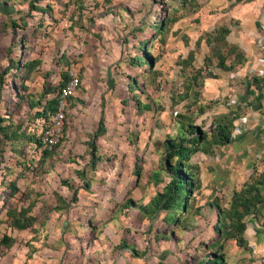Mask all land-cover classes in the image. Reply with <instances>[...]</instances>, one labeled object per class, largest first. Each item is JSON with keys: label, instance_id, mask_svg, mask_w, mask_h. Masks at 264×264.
<instances>
[{"label": "crops", "instance_id": "1", "mask_svg": "<svg viewBox=\"0 0 264 264\" xmlns=\"http://www.w3.org/2000/svg\"><path fill=\"white\" fill-rule=\"evenodd\" d=\"M170 1H173V4L166 6L165 15L168 19L164 29L152 40L153 44L156 42L163 51L157 58L148 52L151 57L150 64L155 62L158 65L156 68L162 71L169 69L172 64L175 68H181L183 65L186 69L193 70L194 74H202L200 67L203 66L204 52L207 50L203 33L214 26L222 28L219 34L225 32L224 40L227 45L224 47L227 49L226 56H220L218 59L222 61L229 57L228 60L232 59V62L228 65L238 66L228 71L225 64L221 68H213L211 73L202 75L200 84L195 87L196 98L192 97V101H197L200 106L206 100L216 99V103L205 112V116L209 123L223 117H231L229 142L216 148L211 146L198 149L189 157L186 167L196 179V184L189 192L188 211L181 215L177 223H165V211H160L156 217L148 219L138 207L149 204L155 193L162 191L169 174L161 163L162 147L150 154V148L146 145L152 146L158 127L168 126L172 120L174 122L177 110L163 112L159 119H154L150 110L152 104L139 100L135 94L138 90L136 78L147 76L152 65L147 66L149 70L145 67L140 69L133 62L134 57L124 59L125 67L133 75H125L126 91L118 102L133 103L140 114L143 112L141 109L146 107L147 116L142 119H130L137 129L131 133L130 130L126 132L124 138L130 142L120 151V158L116 156L107 163L106 156L98 151V140L117 138V132L107 129L108 119H105L100 96V110L97 119H90V129H79L77 121L81 119H64L60 141L52 150L44 152L39 164L37 160V168L31 169L27 166L31 159H37L34 146H21V155L26 162L25 165H18L20 170L18 169L10 180L12 192L1 204L0 216V224L4 227L16 233L28 234V239L23 241V258L17 262L205 264V260L211 257L215 236L213 225L216 218L211 203L216 200L221 202V197H224V202L227 203L231 192L238 190L246 181L254 159L260 157L261 161L263 157L264 160V85L261 84L264 78V61L259 59L255 46L258 26L264 21V14L260 11V4L264 0H198L200 4L194 10L189 9L188 3L191 1L184 5H177L174 3L176 0ZM83 2L88 6L84 5L80 10L85 20L80 32L85 36L80 39V43L84 45V49H87L88 45L95 46L96 59L87 51L71 63L70 68L76 69L79 85L73 96L65 99L66 115L85 106L86 98L92 91L88 84L83 83L82 77L90 79L95 75L91 61L101 63L105 60L106 48L97 46L109 44L110 46L106 47L110 49L107 54L111 55L110 60L119 59V43L114 30L117 33L121 29L123 32L129 31L128 41L141 38L140 29L148 28L150 24L143 22L142 17L153 10L150 4L154 0H148L149 5H141L145 0ZM136 2L140 5L137 6ZM87 31L89 32L86 33ZM184 39H188L190 49L193 48L191 42L196 46V50L194 48L193 51H188L186 60L182 57ZM49 74V71L38 68L37 64L25 74L26 78L20 81L21 92L25 96L23 99L19 98L20 101L15 106L17 110H20L22 105L29 112L37 108L36 99L43 89L42 83L45 81L48 87L50 86L47 89L54 86L48 80ZM35 77L40 80L36 92L30 90L29 85ZM193 86L192 83L190 92ZM50 91L46 98L52 96L53 92ZM184 96L183 94L178 99L179 106L186 102L187 96ZM200 107L203 108L202 105ZM15 112H12L10 119L0 121L1 124H9V127L4 129L6 134L17 125L23 129V119H13ZM100 116L103 130L98 129ZM94 133L98 135L93 136ZM130 134L133 135L131 140L128 138ZM91 139L94 140V155L97 157L92 166L89 164L87 147ZM7 144L13 154L15 151L12 147L16 145ZM0 148H3L2 145ZM3 153V150H0V159L3 158ZM136 155L140 157V164L137 163ZM263 170L264 163L260 162L256 173ZM18 180L28 181L20 189ZM72 189H75L74 200ZM48 193L51 197L49 199L45 197ZM128 200L130 202H127ZM91 203L94 205L93 217L85 211L86 206ZM244 223L243 245H236L234 240L223 243L224 264H264V201L254 214L244 217ZM48 224L53 229V239L47 241L43 238V241H40L39 230ZM4 236L9 237L11 242L7 244L3 240ZM15 241L14 235L6 232L0 235V259L7 254ZM88 253L91 254L89 259Z\"/></svg>", "mask_w": 264, "mask_h": 264}, {"label": "rangeland", "instance_id": "2", "mask_svg": "<svg viewBox=\"0 0 264 264\" xmlns=\"http://www.w3.org/2000/svg\"><path fill=\"white\" fill-rule=\"evenodd\" d=\"M189 1H191V3H188ZM186 2L189 4V9L193 8L192 10L196 9L200 4V1L198 0H187L183 2V5L186 4ZM0 3L3 4L0 5V75L3 74V84L5 83L1 86L0 90V117L5 119L6 113L9 109L10 112H15V110L18 109L15 106L20 101L19 93H21V90L19 88L18 92L15 87L16 85H19V80L16 78L13 80L12 77L14 75L15 77H18L20 76V73L23 74V69H27L26 64L30 66L29 64L33 63L34 65V60H36L38 68L50 72L48 80L51 84L56 86L60 79V75L58 74L66 72V69L71 67V63L76 57L83 55L87 51L90 56L95 57V46L88 45L87 50L84 49V45L80 43V39L85 36L80 34L85 23L83 14L80 10L84 5H87L83 0H6V2L5 0H0ZM143 3L149 5L148 0L141 2V5H143ZM153 3L150 4L151 9L153 8V10L142 17L143 22L151 23L157 21L156 17L158 14L162 15L164 12L163 7H165V5L167 6V4L168 6L169 4H173V1L154 0ZM174 3L180 5L179 0L174 1ZM136 5L139 6L140 3L136 2ZM12 22L13 24H11ZM220 29L222 28H216V26H214L203 33L204 44L207 50L204 52V67H200V70L203 72L202 74L199 72L194 74L193 70L190 71V69H186L183 65H181V68L178 66L175 68L174 64H172L169 69L162 71L161 69L156 68L158 65L154 62L150 64L152 66L150 67L151 69L147 76H142L140 78L133 76L137 80L136 85L138 90L135 91V94L139 100L147 101L152 104L150 107L152 112H150L154 116V119H159V115L163 112H173L174 110H177V113L183 114L187 117L183 120L184 124L191 122L200 131H204L207 135L210 134L209 127L212 121L210 120L211 122H208L205 112L216 103V99L206 100V102L201 104L203 107L201 108V105L198 106L196 103L197 101H192V97L196 98L195 87H197L199 81H201L202 75L211 73L213 68H221L217 63L218 58H220V56H226L225 52L227 48L226 46L224 47V45H227L224 40L225 32L219 34ZM88 32L89 31L86 33ZM114 33L116 34L119 43L120 58H113L115 60H110L111 55H107L110 50L107 49V47L110 46L109 44L106 45L107 47L104 44L97 46V48H100V46L106 48V57L104 62L102 61L101 63L90 60L95 75L91 76L90 79L85 76L82 77L83 83L88 84V88L92 89L89 97L86 98L85 106L75 109V112L68 111L69 113L64 115L65 119H81L77 121L80 130L90 129V119H97L100 110V102H98V96H100L103 103L102 109L105 113V119H108L107 129L108 131L117 132V138L115 137L114 139H111L107 136L109 138L98 140V151L101 153L103 152L102 155L108 158L106 161L107 163H110L116 156L120 158V151L125 149L127 144H129L128 142H130H127L124 138L126 132L130 130L131 133L137 129L134 128L135 125H133L134 123H132L130 119H142L143 116H147L145 114L146 107L144 108L145 110L141 109L143 112L140 114V112L134 107L133 103L118 102V99H121L126 91L125 83L127 77H125V75H133L125 67L124 59L127 60L130 57H140V69H143L144 67L147 69L146 66L148 64H146V61L144 60L145 51H143V48L141 49V47L144 46V49H146L147 52H150L154 58H157V56L161 54V51H163V49L160 48V45L156 42L153 44L154 41L152 40L157 37L155 28L153 27L146 28L141 38H138L136 41H128L130 36L129 31L123 32L121 29L119 30V33L114 30ZM153 34L154 37H152ZM184 35L187 36L185 33ZM145 40V45H143L142 43ZM187 40L188 39H184L183 60L188 59L187 54L189 50L193 51L194 48L196 50V46L193 42H191L193 48L190 49V44ZM91 50L93 52H91ZM98 51H100V49ZM60 59H62V62ZM228 59L224 58V60H222V65L227 64L225 65L228 68L227 70L232 71L238 65H228L229 62H232V59ZM5 69L7 70L6 73L4 72ZM75 70H73V72L76 73ZM193 75L195 76V85L191 88V92L189 91L186 102L184 101L182 105L179 106L177 103L178 99L183 96L185 85L187 81H190ZM251 77L252 76L250 75L249 78ZM39 82V77L33 78L29 83L30 90L36 92L39 89ZM261 84L264 85V78L262 79ZM32 111L34 112L35 109ZM32 111L29 112V110L22 105L20 110H17L15 112L16 114L13 115V119L15 121L23 119L24 125L34 126L35 132L37 133L38 126L36 125L35 120L33 121L31 120L32 118H30L33 114ZM115 119L122 120L116 121ZM175 119H178L177 115H175L174 122L172 120L168 126L163 125L162 127H158L154 136L155 140L152 143L153 147H150L149 144L146 145L147 148H150V154L153 153V150L156 151L162 147V142L167 136H176L177 133L182 130ZM193 134H195V131ZM128 138L130 140L133 139V135L130 134ZM3 145V148H0V150H3L4 152L3 158L0 159V216L2 214V199H4L5 191H9L7 183L10 182L14 177L15 172L19 169L15 163V153L12 154L10 152L9 144ZM213 147L216 148L220 146ZM122 158L123 157L121 156V159ZM262 158L261 161L259 160L260 157L254 159V163L250 168V173L257 174L256 169L260 165V162L264 163ZM136 160H138L137 163L139 162L140 164L139 155H136ZM77 165L79 166L80 164ZM4 168L10 169V172ZM27 181L28 180L17 181L20 189L24 187ZM47 185L48 183L45 185L46 188ZM182 186L184 187V183H182ZM183 194L184 192H182V195ZM45 197L48 199L51 198L49 193L45 194ZM224 200L226 201L224 197H221V202L219 203L225 205ZM93 207L94 205L91 203L85 208V211L88 212L90 216L92 215L91 217H93L94 213ZM177 208L179 209V203L172 211V216L174 218L178 212ZM52 230L53 229L50 228L48 224L47 227L39 230L38 239L43 241V238H46L47 241H51L53 239ZM3 232L14 235L16 241L7 254L0 259V264H21L17 261H21L23 258V241L28 239V234L26 232L16 233L4 227L3 224H0V235ZM88 236L86 238H88ZM90 255L91 254L88 253V259ZM48 259H50V257H48Z\"/></svg>", "mask_w": 264, "mask_h": 264}, {"label": "trees", "instance_id": "3", "mask_svg": "<svg viewBox=\"0 0 264 264\" xmlns=\"http://www.w3.org/2000/svg\"><path fill=\"white\" fill-rule=\"evenodd\" d=\"M185 1L187 0H179L180 5H183V2ZM3 4L0 3V5ZM165 9H166V5L165 7H163L164 12L162 13V15L158 14V16L156 17L157 21H153L148 25V28H152V27L155 28V33L157 35L162 32L165 23L168 19L167 16L165 15ZM11 24H13V22ZM145 29H146L145 27H142L140 29L141 31L140 34L143 35ZM152 37H154V34L152 35ZM145 42L146 40L142 44L145 45ZM142 48L143 51H145L144 60L146 61V64H148L147 66H149L151 57L148 54L147 50L144 49V46L141 47V49ZM60 60L62 62V59ZM133 62H135L137 66H140L141 58L134 57ZM217 63L219 64L218 66L220 67L222 66V61L220 59H218ZM35 64H37L36 60H34V65L33 63L29 64L30 66L26 64L27 69L26 68L23 69V74L20 73V76L15 77L14 75L12 77L13 80L15 78L19 80V85L15 86L17 91H19V88L21 90L22 87L21 85L22 82L20 83L21 79L26 78L25 74L33 70ZM69 71H73V70H71V68L68 67L66 69V72H61L59 74L60 79L58 81V84L56 86H53L52 89H47L50 86L48 87L45 81L42 83L43 89L41 90V92L39 93L36 99L37 108L30 117L32 118L31 120L34 121L36 118L39 117L47 118L50 114L55 112L58 106V97L56 94V90L59 87L66 84L69 76ZM4 72L6 73L7 70L5 69ZM2 75L3 74L0 75V90L4 82ZM192 83L193 85H195L194 75L191 77L189 82L187 81L185 85L184 97H186L189 94L188 91ZM50 90H52L53 92L52 96L46 98V94L48 92L51 93ZM24 96L25 95L22 92L19 93L20 99L21 98L23 99ZM65 111L66 109L64 108V115H66ZM11 115L12 112H10L9 109L8 112L6 113L7 117L5 119H10L9 117H11ZM176 115L178 117V119H176V122H178V126L182 130L178 132L176 136L173 137L167 136L162 142L161 163L163 164L165 170L169 174V179L162 187V191L155 193L149 204L140 205L138 207L139 211L145 216H147L148 219H152L156 217L160 211L161 212L165 211L166 214L164 219H167L164 221L165 223L168 222L177 223L181 215L183 216L188 211L187 199L189 196V192L194 188L196 184V179L190 175L186 167L189 162L188 161L189 157L198 149H203L205 147H211V146H222L228 143L230 139V130H231V117H223L220 120L212 121L209 127L210 134L207 135L204 131H200L191 122L184 124L183 120L184 118L187 117H185L183 114L176 113ZM1 119L4 118L0 117V121ZM101 120L102 117L100 116L98 122V129L103 130ZM8 127L9 124L4 125L0 123V134H1L0 146L3 144L5 145L7 143L16 145V147L13 146L12 149L15 151L14 158H15V163L18 166V165H25L26 162L23 159V155H21V151L23 149L21 148V146L32 144L34 146V155L35 158L37 159L34 160L31 159V161L27 164L28 168L31 169L37 168L39 164V159L43 156L44 152L52 150V148L56 146V144L60 141L61 138L60 136L58 141L55 144H53L49 149L40 148L39 138L35 133L34 127L25 124L23 126V129H21L19 128L20 126L17 125L14 129L11 130L9 134H6L4 132V129L5 128L7 129ZM17 129H19V132H17ZM194 131L195 134H193ZM96 135H98V133H94L93 136ZM87 147L89 150V159H90L89 164L92 166L97 159V157L94 155L95 145L93 139L88 141ZM107 159L108 158H106V160ZM37 160H38V164H37ZM6 170L10 172V169H6ZM182 183H184V187L182 186ZM7 184L9 186V191H5V196L4 199H2V202L6 198H8L12 192V186L10 182H8ZM182 192H184L183 195ZM74 196H75V189H72V200L75 199ZM263 201H264V170L257 174L250 173L246 181L242 184V186L238 190H233L231 192L229 200L227 201V203H225V205H221L217 200L211 203V207L214 208L215 216H216L213 225L215 236L212 243L214 249L213 252L211 253V257H208L205 260V264H224V260H223L224 255L222 252V248H223V243L226 240L233 239L236 245L238 246L244 244V239L242 238V231L244 230L245 223L243 218L248 214H254L255 211L257 210V207ZM127 202H130V200H128ZM178 203H179V209L177 208L178 212L174 218L172 216V211L174 210L176 205H178ZM3 240H5L7 244L11 242L10 241L11 239L7 236H4Z\"/></svg>", "mask_w": 264, "mask_h": 264}, {"label": "built area", "instance_id": "4", "mask_svg": "<svg viewBox=\"0 0 264 264\" xmlns=\"http://www.w3.org/2000/svg\"><path fill=\"white\" fill-rule=\"evenodd\" d=\"M260 11L264 14V2L260 4ZM255 46L259 59L264 61V21L260 22L258 26ZM78 85L79 79L76 73L69 71L66 84L56 90L58 106L55 112L50 114L47 118L39 117L35 119L36 125L38 126L37 133H35L39 138L40 148L49 149L60 138L64 119L65 99L73 96ZM262 101L264 102V99Z\"/></svg>", "mask_w": 264, "mask_h": 264}]
</instances>
